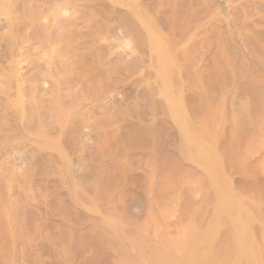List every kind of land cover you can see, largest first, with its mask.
I'll list each match as a JSON object with an SVG mask.
<instances>
[{"label":"bare ground","instance_id":"obj_1","mask_svg":"<svg viewBox=\"0 0 264 264\" xmlns=\"http://www.w3.org/2000/svg\"><path fill=\"white\" fill-rule=\"evenodd\" d=\"M0 48V264H264V0H0Z\"/></svg>","mask_w":264,"mask_h":264},{"label":"rangeland","instance_id":"obj_2","mask_svg":"<svg viewBox=\"0 0 264 264\" xmlns=\"http://www.w3.org/2000/svg\"><path fill=\"white\" fill-rule=\"evenodd\" d=\"M157 9L159 10V8H157ZM3 47H4V48H3ZM3 47H2L3 50H4L5 52H7V51H8V48H7L8 45H6V47H5V45H3ZM2 48H0V49H1V52L3 53ZM5 49H6L7 51H6ZM29 56L32 57L31 55H27V57H26L27 60L29 61L30 59H31V60L33 59V61L30 60L29 62H30V63H31V62H34V59H35L34 57H35V56H33L32 58H30ZM37 59H38V58H37ZM36 64H38V62H36ZM35 66H36L37 69L39 68V67H37V65H35ZM33 67H34V66H33ZM34 69H35V68H34ZM44 70H45V68L43 67V71H44ZM35 71H36V69L34 70V72H35ZM42 88H43V87H42ZM0 123H1V122H0ZM1 124H4V123H1ZM4 126H5V125H4ZM9 126H10V125H6V126H5V128L7 127V128H6L7 131L4 129V130H5V132H4L5 135H6V134L8 135L9 133H6V132H8V131L10 130V127H11V128L13 127V126H10V127H9ZM8 127H9V128H8ZM13 129H14V128H13ZM15 129H16V127H15ZM15 129H14V131H16ZM11 130H12V129H11ZM11 130H10V132H13V130H12V131H11ZM70 133L73 134L74 136L77 135V132H75V130H74L73 132L70 131V132H69V135H70ZM11 134H14V132H13V133H10V135H8V136H11ZM67 134H68V132L66 133V138L68 137ZM79 149H80V148L77 149V150H78V153H81ZM48 162H49V163H48ZM45 164H46V166H50V165H52L50 158H49L48 160L45 161ZM55 231L58 232V230H55ZM51 232H52V231H51ZM57 232H56V233H57ZM43 233L47 234V232H43ZM45 234H43V235H45ZM45 236H46V235H45ZM48 237H49V239L52 238L51 235H49ZM49 239H48V242H49ZM48 242H47V241L44 242V244H45L47 247H49V246L51 245V244H49L50 242H49V243H48ZM51 246H52V245H51ZM59 251H60V250H59ZM61 251H62V250H61ZM61 251H60V252H61ZM84 251H86V250H84ZM82 253L85 254V252H83V251H82ZM80 257H81V256H80Z\"/></svg>","mask_w":264,"mask_h":264}]
</instances>
